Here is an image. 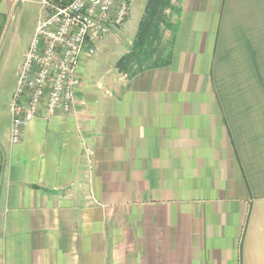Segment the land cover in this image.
I'll list each match as a JSON object with an SVG mask.
<instances>
[{"label": "crops", "instance_id": "1", "mask_svg": "<svg viewBox=\"0 0 264 264\" xmlns=\"http://www.w3.org/2000/svg\"><path fill=\"white\" fill-rule=\"evenodd\" d=\"M172 3L167 65L119 73L102 39L70 112L11 144L9 105L0 264H264V0Z\"/></svg>", "mask_w": 264, "mask_h": 264}, {"label": "built area", "instance_id": "2", "mask_svg": "<svg viewBox=\"0 0 264 264\" xmlns=\"http://www.w3.org/2000/svg\"><path fill=\"white\" fill-rule=\"evenodd\" d=\"M45 12L16 72L10 104L11 144L41 112H70L80 84L77 67L96 42L127 19L130 0H40Z\"/></svg>", "mask_w": 264, "mask_h": 264}, {"label": "rangeland", "instance_id": "3", "mask_svg": "<svg viewBox=\"0 0 264 264\" xmlns=\"http://www.w3.org/2000/svg\"><path fill=\"white\" fill-rule=\"evenodd\" d=\"M145 2L146 0H130L127 16L130 18L129 24L126 23L127 21L124 22L120 28L113 29L110 34L102 38L108 40L110 45L108 52L103 56L104 64L107 63L110 67L116 68L114 66L116 61L130 49V41L137 29V26L136 29L133 26L138 16L140 20L143 15ZM41 10L43 7L40 0H19L15 2V5L9 6L7 14L3 16L0 13V138L5 143L8 109L16 85V72L24 61L23 54L33 36L34 27L40 19Z\"/></svg>", "mask_w": 264, "mask_h": 264}, {"label": "trees", "instance_id": "4", "mask_svg": "<svg viewBox=\"0 0 264 264\" xmlns=\"http://www.w3.org/2000/svg\"><path fill=\"white\" fill-rule=\"evenodd\" d=\"M172 1L146 0L131 47L116 61L119 72L130 76L169 63L170 49L162 45V35L166 29H174L171 16L179 12Z\"/></svg>", "mask_w": 264, "mask_h": 264}]
</instances>
